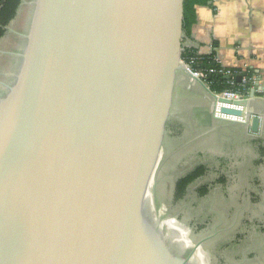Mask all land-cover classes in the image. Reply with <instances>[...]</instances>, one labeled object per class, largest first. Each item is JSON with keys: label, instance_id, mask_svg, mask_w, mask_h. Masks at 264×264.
Instances as JSON below:
<instances>
[{"label": "water", "instance_id": "95a60500", "mask_svg": "<svg viewBox=\"0 0 264 264\" xmlns=\"http://www.w3.org/2000/svg\"><path fill=\"white\" fill-rule=\"evenodd\" d=\"M184 2L24 1V45L0 82V264L210 263L213 200L195 188L176 202L175 181L207 151L228 175L259 174L264 114L256 89L246 113L183 61L218 56V0L189 39Z\"/></svg>", "mask_w": 264, "mask_h": 264}, {"label": "flooded vegetation", "instance_id": "af4514ba", "mask_svg": "<svg viewBox=\"0 0 264 264\" xmlns=\"http://www.w3.org/2000/svg\"><path fill=\"white\" fill-rule=\"evenodd\" d=\"M24 1H20L16 15L8 25L0 21V30L3 31L0 37V82L5 84H10L9 78L18 63L16 54L24 45L23 35L31 14L29 5L20 10ZM5 93V88L0 85V97ZM256 148L259 174L228 175L227 160L218 155L211 158L207 151L199 162L175 181L176 202L184 201L195 188L199 200H213V206H210L213 215L202 213L201 226H209L220 217L218 227L222 228L221 232L217 231V227L211 238L206 240L210 242L220 235L219 239L213 240L212 248L206 247L209 264H260V259L264 257V138ZM190 177L193 179L183 188L184 180ZM192 239L204 247V240L197 241L193 235Z\"/></svg>", "mask_w": 264, "mask_h": 264}, {"label": "crops", "instance_id": "0c3cea01", "mask_svg": "<svg viewBox=\"0 0 264 264\" xmlns=\"http://www.w3.org/2000/svg\"><path fill=\"white\" fill-rule=\"evenodd\" d=\"M218 57L255 72L254 108L264 114V0H218Z\"/></svg>", "mask_w": 264, "mask_h": 264}, {"label": "trees", "instance_id": "16d2710c", "mask_svg": "<svg viewBox=\"0 0 264 264\" xmlns=\"http://www.w3.org/2000/svg\"><path fill=\"white\" fill-rule=\"evenodd\" d=\"M21 0H0V21L3 25H8L16 15V10L19 7ZM215 0H185L184 2V23H183V35L184 38L189 39L192 37L193 29L198 24L197 10L199 7L213 8ZM3 35V31L0 30V37ZM216 52H212L209 55H200L196 49H186L182 53V59L185 63L190 65L193 71H201L207 75V82L212 92L222 93L227 90L236 91L242 94H246L253 85L256 74L251 69H246L242 72V75L248 79L246 84L235 83L232 85L231 81L227 80L225 76L220 74H212L210 71L217 65L215 63ZM239 70V69H237ZM211 77V78H210ZM184 180L183 188L187 186L189 180Z\"/></svg>", "mask_w": 264, "mask_h": 264}, {"label": "built area", "instance_id": "2783aa9c", "mask_svg": "<svg viewBox=\"0 0 264 264\" xmlns=\"http://www.w3.org/2000/svg\"><path fill=\"white\" fill-rule=\"evenodd\" d=\"M214 60H215V63H216L217 66H216L214 69H212V70L210 71V73H212V74H216V73H217V74L223 75V76H225V77H230L231 79H230L229 81H231V84H232V85L235 83L236 78L239 77V76H242V83H243V84H246V83L248 82V79L245 78V77L242 75V72H239V73H238V71H240V70H236V69L228 68L227 66H225V65L223 64L222 59L219 58L218 56H217V58H215ZM186 64H187V63H186ZM246 69H250V68H246ZM246 69L243 70V72L246 71ZM193 73H194L195 75H198L199 78H200L202 81L207 82V80H206L207 75H206L205 73H203V72H201V71H198V72L193 71ZM256 79H257V78L255 77V78H254V81H253V84H254V82L256 81ZM208 85H209V84H208ZM252 86H253V85H252ZM251 90H252V88H251L246 94H242V93H239V92H236V91H231V90H227V91H224V92L219 93V94L223 95V96L226 97V98H229V97H231V96H232V97H235V98H248V97H250Z\"/></svg>", "mask_w": 264, "mask_h": 264}, {"label": "bare ground", "instance_id": "6f19581e", "mask_svg": "<svg viewBox=\"0 0 264 264\" xmlns=\"http://www.w3.org/2000/svg\"><path fill=\"white\" fill-rule=\"evenodd\" d=\"M195 76L199 78L198 75H195ZM226 99H229V100L235 102L236 108H239V109H242V110L245 109V108L248 109V113H249L251 100L242 99V98H235V97H232V96L229 97V98H226Z\"/></svg>", "mask_w": 264, "mask_h": 264}, {"label": "rangeland", "instance_id": "374dc122", "mask_svg": "<svg viewBox=\"0 0 264 264\" xmlns=\"http://www.w3.org/2000/svg\"><path fill=\"white\" fill-rule=\"evenodd\" d=\"M228 68H229V67H228ZM245 69H246V68H244V69H239L240 71H238V73H239V72H243V70H245ZM243 110H244L246 113H248V109L245 108V109H243Z\"/></svg>", "mask_w": 264, "mask_h": 264}]
</instances>
